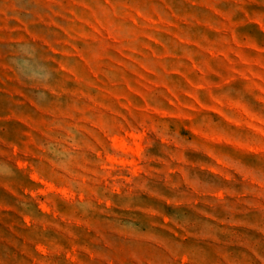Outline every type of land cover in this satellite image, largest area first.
Returning <instances> with one entry per match:
<instances>
[{"label":"rangeland","instance_id":"rangeland-1","mask_svg":"<svg viewBox=\"0 0 264 264\" xmlns=\"http://www.w3.org/2000/svg\"><path fill=\"white\" fill-rule=\"evenodd\" d=\"M0 264H264V0H0Z\"/></svg>","mask_w":264,"mask_h":264},{"label":"bare ground","instance_id":"bare-ground-1","mask_svg":"<svg viewBox=\"0 0 264 264\" xmlns=\"http://www.w3.org/2000/svg\"><path fill=\"white\" fill-rule=\"evenodd\" d=\"M120 143H121V141H120ZM124 149V148H123Z\"/></svg>","mask_w":264,"mask_h":264}]
</instances>
